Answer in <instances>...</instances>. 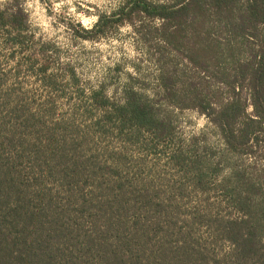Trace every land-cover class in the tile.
<instances>
[{
  "label": "trees",
  "instance_id": "obj_1",
  "mask_svg": "<svg viewBox=\"0 0 264 264\" xmlns=\"http://www.w3.org/2000/svg\"><path fill=\"white\" fill-rule=\"evenodd\" d=\"M126 24L156 44L155 96L130 83L114 101L101 85L83 130L19 105L0 73V264H264V0H124L81 37ZM32 35L20 0L0 5V45L18 74L16 51ZM42 48L25 65L55 89ZM186 109L214 127L219 162L198 140H179L174 111ZM107 135L169 150L180 184L130 171L124 150L98 149ZM210 190L239 216L184 211L186 194Z\"/></svg>",
  "mask_w": 264,
  "mask_h": 264
},
{
  "label": "rangeland",
  "instance_id": "obj_2",
  "mask_svg": "<svg viewBox=\"0 0 264 264\" xmlns=\"http://www.w3.org/2000/svg\"><path fill=\"white\" fill-rule=\"evenodd\" d=\"M7 1L0 0V5ZM123 1L20 0L27 11L33 35L24 51H16L23 64L19 74L11 51L0 45V73L6 74L7 79L2 93L12 91L19 105L25 104L32 110L46 112L53 121L65 119L75 122L81 130L92 121L89 114L84 112V108H90L88 94L101 85L106 86L107 96L114 101L122 100L123 89L130 83L154 97L159 72V53L155 43L143 40L128 24L118 30L112 29L106 36L95 40L81 37L82 29L90 30L101 14H109ZM43 45L46 46L44 50L50 72L58 80L55 89L42 86L40 79L29 73L25 65L28 54H41ZM72 70L75 71L77 85L72 80ZM249 111H252L251 107ZM174 114L179 140L185 144L192 139L198 140L200 150L208 147L215 156V162H219L223 144L209 119L194 109L175 110ZM46 120L51 121L47 117ZM95 143L98 149L124 150L130 171L140 173L147 181L156 178L155 184L160 188L180 184L178 172L168 163L169 150L160 148L154 151L148 145L139 144H127L124 148L117 137L110 135L98 138ZM247 159V163H251L252 160ZM227 171L224 169V173ZM185 196L180 201L184 211L197 208L227 218L239 216L222 202L215 191L210 190L206 196L195 193ZM202 234L206 236L207 232L203 231ZM224 249L228 251L229 246L226 244Z\"/></svg>",
  "mask_w": 264,
  "mask_h": 264
}]
</instances>
